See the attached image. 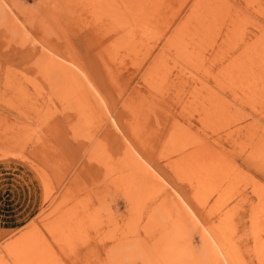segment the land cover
Listing matches in <instances>:
<instances>
[{
    "label": "rangeland",
    "instance_id": "obj_1",
    "mask_svg": "<svg viewBox=\"0 0 264 264\" xmlns=\"http://www.w3.org/2000/svg\"><path fill=\"white\" fill-rule=\"evenodd\" d=\"M123 1L0 0V264H264V0Z\"/></svg>",
    "mask_w": 264,
    "mask_h": 264
},
{
    "label": "bare ground",
    "instance_id": "obj_2",
    "mask_svg": "<svg viewBox=\"0 0 264 264\" xmlns=\"http://www.w3.org/2000/svg\"><path fill=\"white\" fill-rule=\"evenodd\" d=\"M155 1L156 0H129V1L126 2V0H125L123 2L127 3L126 5L129 6L128 9L130 10V12H132L133 16L135 17V18L134 17L133 18L138 21L136 26L137 27L139 26L141 28H148L149 29L151 24H152V22H150L149 20L151 18V15H153V12H152L153 10L151 11V9H153L155 7V6H152L153 4H155ZM157 1H156V3H157ZM158 3H159V1H158ZM123 5H125V4H123ZM153 29H154V27H153ZM151 30H152V28H151ZM63 71H64L66 76L70 74V71H69L68 67H66V66L63 67ZM111 120L117 126L115 120L113 118ZM139 137H140V135H139ZM126 141H127V143L125 144L126 150H125L124 165H123V171H122V174H123V178L122 179L126 180L127 184L129 183L128 184L129 186L130 185H132L133 187L135 186V187L138 188V191L139 190L142 191L143 188H144L145 183L153 178V173L151 171L153 169L148 164V162H146L140 156V154L135 150V148L131 145V143L127 139H126ZM191 165H192V163L189 164V166H190V168L193 166L191 168L193 170L196 167V165H192V166ZM203 167H204V165L199 164V166H197L195 168L196 170H194L196 172H194V171H192V172L193 173H199V175L202 174V176H203L207 171L209 172V171H212V170H214L216 168V166H212V165L211 166L210 165L206 166L205 169H202ZM203 170H205V171L203 172ZM122 182H123L122 186H125L124 185L125 182L124 181H122ZM123 188H125V187H123ZM125 190L130 191L127 188H125ZM127 191H126V193H127ZM138 191H136V192H138ZM128 194H130V193L128 192ZM128 194H126V195H128ZM131 195H134V192H132ZM187 210L193 215V217L191 216V214L188 211H186L184 209H183L184 212L182 214L184 215V217L188 221H191V223L193 225L198 227L199 234L201 235V239L206 244L208 252L210 254V257H211L212 261L214 263H216L220 259L221 256L224 257V254L222 253V251L220 250V248H219L218 244L216 243L214 237L208 232V230L205 229V228L204 229L201 228L197 224L199 220H198V217L195 215V213L192 210H189V208Z\"/></svg>",
    "mask_w": 264,
    "mask_h": 264
}]
</instances>
